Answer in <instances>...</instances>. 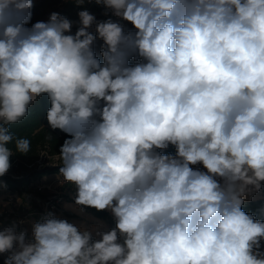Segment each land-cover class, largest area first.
Instances as JSON below:
<instances>
[{
	"label": "clouds",
	"instance_id": "obj_1",
	"mask_svg": "<svg viewBox=\"0 0 264 264\" xmlns=\"http://www.w3.org/2000/svg\"><path fill=\"white\" fill-rule=\"evenodd\" d=\"M71 2L117 19L31 23L33 0H0V178L31 152L12 126L47 97L66 138L42 167L73 189L66 209L115 226L0 222L3 264H264L244 210L264 193V0Z\"/></svg>",
	"mask_w": 264,
	"mask_h": 264
},
{
	"label": "trees",
	"instance_id": "obj_2",
	"mask_svg": "<svg viewBox=\"0 0 264 264\" xmlns=\"http://www.w3.org/2000/svg\"><path fill=\"white\" fill-rule=\"evenodd\" d=\"M33 3L31 23L36 22L47 12H58L66 17H71L75 13L83 10V8H87L94 15H99L105 11L102 7L95 5V3H86L83 8L77 7L71 0H33ZM73 30L74 34L76 26ZM49 106L47 97H43L37 105L33 106L31 115L28 118L12 126V131L17 136L26 137L31 141V152L28 156L17 155L11 158L12 168L9 174L0 178L7 183L8 187L5 190L8 193L16 192L23 195L25 188L28 187L33 178L58 172L57 167H42V165H47L49 163L48 161H50V165L59 163L58 160H52H54L60 145H62L66 138L65 134L59 130L51 133L52 130L48 128L45 114ZM50 135L51 139L48 138ZM9 147H13V145H9ZM164 151L165 154L167 152H175L174 148L171 147ZM42 154L46 158H43L44 162H38L42 158L40 157ZM27 201L32 203V210L38 208L34 200L27 199ZM262 208H264V197H259L253 202L246 204L244 210L255 213L259 219H264V215L261 214ZM88 210L96 217L107 220L112 227L115 226L112 217L107 212H96L95 209Z\"/></svg>",
	"mask_w": 264,
	"mask_h": 264
},
{
	"label": "rangeland",
	"instance_id": "obj_3",
	"mask_svg": "<svg viewBox=\"0 0 264 264\" xmlns=\"http://www.w3.org/2000/svg\"><path fill=\"white\" fill-rule=\"evenodd\" d=\"M50 13L51 12H47L45 15H43V16H46L47 17V20H48V18H49V15H50ZM104 12H102L101 14H99V15H95L96 16V18H97V20H105V19H108V18H112L113 20H116L117 18H115V17H112L111 16V14L109 13V16H105L104 14H103ZM42 16V17H43ZM41 18V17H40ZM39 18V19H40ZM71 21H77L78 20V16H77V13H75L74 15H72L71 17H68ZM38 19V20H39ZM37 20V21H38ZM76 25L74 24L73 25V29H74V27H75ZM128 28H131V25H126ZM72 29V32L74 31ZM100 43H102L101 41H98L97 42V51H99V44ZM44 162L43 161V158H40V160H38V162ZM52 161H56V159L54 158V160H52ZM49 163H50V161H48ZM58 173V172H57ZM54 178H56V175H49V173H48V175L47 174H45V175H42V176H39V177H35V178H33L32 180H31V182H30V184L28 185V187L27 188H25V193L22 195V194H19L18 196V200H19V203H17V201L15 202V204H16V208L15 209H17V214H21V213H23V214H25V215H27V211H29L30 210V208H31V203L28 201V203H24V202H26L27 201V199H30V200H34L33 198H32V196H35L36 195V185L37 184H40V183H50V182H52L53 180H54ZM57 190H59V191H63V192H65V193H67V195L69 194V193H71L72 191H73V189L71 188V186H69V185H66V186H64V187H59V188H57ZM1 191H2V193H4V192H6V193H8L5 189H3V190H0V194H1ZM260 197H264V193H261V195H260ZM259 198V197H258ZM36 203V205L37 206H41L42 207V205H41V203H37V202H35ZM72 203V198H67L65 201H63L61 204H60V207H59V209L58 210H55L54 212L56 213V215L58 216V217H60V218H65V219H68L70 222H75V223H81L82 221H86L87 223H89V224H91L93 221L92 220H86V217L87 216H93V217H96L95 215H93L88 209H85V216H80V215H76L75 213H73V212H71L70 210H68V209H66L65 207H64V205L65 204H71ZM38 207V208H39ZM43 211V210H42ZM16 213V212H15ZM43 214V212L42 213H39L38 215L39 216H41ZM97 219H99V220H102L103 222H104V224H105V226H106V228H112V226H111V224L107 221V220H105V219H103V218H99V217H96ZM27 219V218H26Z\"/></svg>",
	"mask_w": 264,
	"mask_h": 264
},
{
	"label": "built area",
	"instance_id": "obj_4",
	"mask_svg": "<svg viewBox=\"0 0 264 264\" xmlns=\"http://www.w3.org/2000/svg\"><path fill=\"white\" fill-rule=\"evenodd\" d=\"M66 186V185H65ZM61 187L59 182L56 178L50 183H40L36 185V195L32 196L35 202L41 203L42 205V212L44 213L45 210L55 211L58 210L60 204L65 201L68 197L72 198L74 192L72 191L67 195V193L63 191L57 190V188ZM18 193H8L4 197L3 204L7 205L2 209V214H0V222L7 225L11 220H20L26 219L27 215L25 214H17L14 212L15 202L18 199ZM26 227V225L24 226Z\"/></svg>",
	"mask_w": 264,
	"mask_h": 264
},
{
	"label": "crops",
	"instance_id": "obj_5",
	"mask_svg": "<svg viewBox=\"0 0 264 264\" xmlns=\"http://www.w3.org/2000/svg\"><path fill=\"white\" fill-rule=\"evenodd\" d=\"M116 18V17H115ZM38 21H47V17L46 16H43V17H41ZM57 175V172H53V173H49V175ZM48 175V174H47ZM8 193H6V192H4V193H2V191H1V194H0V202H3L4 201V197L7 195ZM30 202V201H29ZM24 203H28V201H26V202H24ZM30 206H32V203H31V205ZM17 206H16V204H15V206H14V212H16L17 213V209H15ZM39 207V206H38ZM28 213H27V219L26 220H32V221H34V220H39L40 219V217L41 216H39L38 214L39 213H42V207L40 206L39 207V209L37 208V209H35V210H32V208H30V210L29 211H27ZM26 227H28L29 228V230H30V225H26ZM0 264H3V257H0Z\"/></svg>",
	"mask_w": 264,
	"mask_h": 264
}]
</instances>
